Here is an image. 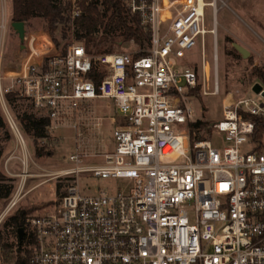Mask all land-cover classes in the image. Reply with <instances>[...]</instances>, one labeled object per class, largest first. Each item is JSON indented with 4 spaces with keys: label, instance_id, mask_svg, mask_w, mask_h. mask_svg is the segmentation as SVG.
<instances>
[{
    "label": "built area",
    "instance_id": "1",
    "mask_svg": "<svg viewBox=\"0 0 264 264\" xmlns=\"http://www.w3.org/2000/svg\"><path fill=\"white\" fill-rule=\"evenodd\" d=\"M125 1L152 32L148 47L94 53L84 42L60 45L48 32H30L24 41L25 67L6 87L27 95L49 116L50 133L68 127L93 99L112 98L118 112L113 117L115 148L99 153L103 162L86 164L90 153L75 121L79 144L70 155L73 163L53 175L90 171L132 182L126 190L91 194L70 182L52 210L28 215L22 244L29 245L30 264H264V132L257 135L256 121L246 116H264V102L244 96L239 88L227 92L223 118L214 123L225 133L223 148L192 126L199 120L191 103L194 89L200 87L204 95L222 93L214 71L208 89L205 37L215 32L208 23L212 2ZM80 13L75 8L74 16ZM199 36L203 75L197 66L177 70L174 58L185 56ZM140 51L144 54L138 56ZM3 52L1 43L0 71ZM258 94L264 96V86ZM0 101L19 142L25 143L4 92ZM22 161L26 166L27 159ZM19 196L12 197L0 222ZM17 237L20 245L18 232Z\"/></svg>",
    "mask_w": 264,
    "mask_h": 264
},
{
    "label": "rangeland",
    "instance_id": "2",
    "mask_svg": "<svg viewBox=\"0 0 264 264\" xmlns=\"http://www.w3.org/2000/svg\"><path fill=\"white\" fill-rule=\"evenodd\" d=\"M3 1L5 9L8 11L9 18L7 27L3 24ZM212 4L208 7V23L209 26L215 27V16L217 19V28L214 33H209L205 37L206 49V67L210 76L208 81V89H212V83L215 72L216 63L219 66V78L222 87L220 95H204L199 92L193 96L192 106L197 111V116L205 123L203 126L204 136L211 138L215 145L223 148L226 144L225 133H221L214 127V123L223 118L224 101L227 92L234 88H239L244 96L264 102V96H261L254 89V85L259 82L264 86V82L252 74L255 66L264 68V0H217L213 4V0H209ZM13 0H0V44H4V52L2 57V71H0V93L6 94V87L12 82V79L20 74L19 70L25 67L27 51L22 48V41L19 33L11 25L13 21ZM34 18L26 22V36L30 32L44 33L47 31V21L44 17L39 16L38 25L34 23ZM70 36L63 39L60 45L76 41L75 29H70ZM62 30L57 33L58 37H62ZM52 36V35H51ZM53 37V36H52ZM85 39V38H84ZM216 41L218 43V52L215 50ZM234 42H239L250 49L251 54L243 56L242 53L234 46ZM139 47L133 40L129 42H121V45H115L114 51H131L135 52ZM203 38L198 37L197 44L188 51L185 56L174 58L177 70L182 71L185 67L197 66L201 69V76L204 72L203 65ZM216 55H218V60ZM4 88V89H3ZM8 93V92H7ZM7 110L14 118L17 126L20 128L25 143L19 142L15 130L11 127L4 104L0 101V107L8 125L0 129V145L5 148L3 154V168L9 177H13V193L7 200L0 202V219L2 212L8 207L12 197L20 194L19 200L7 215L0 222V229L3 228L5 221L18 208L28 206L31 211L28 215L43 216L52 207L57 206L61 202L58 194V182L65 181L67 184L76 182L81 191L86 194L96 193L101 189L116 191L119 189H128L132 182L123 177L102 178L94 176L90 171L81 172L79 175H61L56 177L53 175L55 170L69 167L73 161L70 155L76 151L78 146V130L73 127V123L77 121L81 126L83 139H85V149L89 155L84 157L86 164L101 163L104 156L99 154L112 150L116 146L115 123L113 117H118L116 111V103L112 98H95L87 106L79 116L73 117L68 127L57 129L56 133H50L52 140L46 142V154L37 155L35 152V143L32 136L24 129L21 118L18 113H22L25 109L42 114L37 110L36 106H28L31 100L27 95H23L21 101V109L13 107L9 104L7 96ZM59 130V131H58ZM52 152V154L48 153ZM97 153V155H94ZM22 158L27 159L26 166ZM8 161V162H7ZM7 165V166H6ZM27 168V169H25ZM8 169L11 171L9 172ZM27 170L33 175L23 176ZM27 173V172H26ZM12 182V181H11ZM66 184V185H67ZM65 186H62L64 189ZM22 186L21 192H19ZM36 186V187H35ZM66 190V189H65ZM4 229V228H3ZM2 229V230H3ZM17 235L11 236L10 240L17 239ZM17 243V242H16ZM29 245L21 244L14 246L12 254L14 258L6 261L4 255V264H16L18 254L25 255Z\"/></svg>",
    "mask_w": 264,
    "mask_h": 264
},
{
    "label": "trees",
    "instance_id": "3",
    "mask_svg": "<svg viewBox=\"0 0 264 264\" xmlns=\"http://www.w3.org/2000/svg\"><path fill=\"white\" fill-rule=\"evenodd\" d=\"M75 8L81 10L80 15L74 16ZM36 16H42L47 21V28L50 30L54 40L61 44L63 39L70 36V29H75L76 41L84 42L87 49L94 53L113 52L115 45H121V42H129L133 40L137 46L148 47L152 37L150 29L146 28L141 21L140 15L133 14L125 0H13V21L31 20ZM62 30V37H58L57 33ZM85 38V39H84ZM66 45V43H65ZM144 52H137V55H143ZM252 74L257 76L264 82V68L255 66ZM199 92L200 87L194 89ZM8 92V93H7ZM6 96L9 104L13 107L21 109L22 96L15 91H7ZM200 93V92H199ZM28 106L33 107V102H28ZM39 110V109H37ZM256 121L257 135L264 132V116L262 115H246ZM21 118L24 129L33 137L35 143V152L37 155H43L48 141L52 140V136L48 131L50 118L43 112L38 115L37 112L24 110L18 113ZM2 109L0 107V129L8 124ZM205 123L202 119L192 123V126L203 129ZM5 148L0 145V202L7 200L13 193L14 183L13 177H9L3 168V154ZM52 154V152H48ZM12 181V182H11ZM65 181L58 182V194L62 198L66 193ZM31 211V207L24 206L18 208L5 221L3 230L0 229V248L4 252L6 261L14 258L12 254L14 246L17 244L15 240H10L12 234L17 235L20 227L27 229L26 218ZM26 236L24 237V242ZM33 241V237L29 239V244ZM23 242V243H24ZM31 250L26 249L24 256L18 254L16 264H30Z\"/></svg>",
    "mask_w": 264,
    "mask_h": 264
},
{
    "label": "water",
    "instance_id": "4",
    "mask_svg": "<svg viewBox=\"0 0 264 264\" xmlns=\"http://www.w3.org/2000/svg\"><path fill=\"white\" fill-rule=\"evenodd\" d=\"M217 0H213V3L216 4ZM11 25L15 28V30L19 33V36L21 38L22 41V48L25 46L26 44H24V40H25V36H26V22L25 21H12ZM217 28V19L215 16V30ZM234 46L242 53L243 56H248L251 54V51L249 48H247L246 46H244L243 44L239 43V42H234L233 43ZM215 50L216 52H218V43L216 41V46H215ZM215 72H216V77H219V66L216 63L215 66ZM263 88V85L259 82H257L254 85V89L256 90L257 93H259ZM19 233V238L20 240H22L24 238V236L26 235V227L22 226L19 228L18 230Z\"/></svg>",
    "mask_w": 264,
    "mask_h": 264
},
{
    "label": "crops",
    "instance_id": "5",
    "mask_svg": "<svg viewBox=\"0 0 264 264\" xmlns=\"http://www.w3.org/2000/svg\"><path fill=\"white\" fill-rule=\"evenodd\" d=\"M3 4V3H2ZM13 14V13H12ZM6 17H7V20H8V18H9V14H8V11L6 10ZM34 23L35 24H37L38 25V23H39V16H36L35 18H34ZM44 32H47V31H44ZM35 33H38V32H35ZM36 187V186H35Z\"/></svg>",
    "mask_w": 264,
    "mask_h": 264
},
{
    "label": "flooded vegetation",
    "instance_id": "6",
    "mask_svg": "<svg viewBox=\"0 0 264 264\" xmlns=\"http://www.w3.org/2000/svg\"><path fill=\"white\" fill-rule=\"evenodd\" d=\"M25 237V236H24ZM24 242V238L22 239V242L20 244H22Z\"/></svg>",
    "mask_w": 264,
    "mask_h": 264
},
{
    "label": "bare ground",
    "instance_id": "7",
    "mask_svg": "<svg viewBox=\"0 0 264 264\" xmlns=\"http://www.w3.org/2000/svg\"><path fill=\"white\" fill-rule=\"evenodd\" d=\"M22 175H23V176H26V173H23Z\"/></svg>",
    "mask_w": 264,
    "mask_h": 264
}]
</instances>
